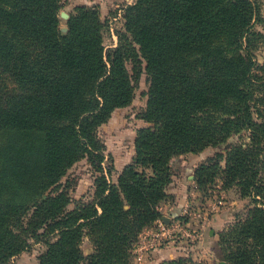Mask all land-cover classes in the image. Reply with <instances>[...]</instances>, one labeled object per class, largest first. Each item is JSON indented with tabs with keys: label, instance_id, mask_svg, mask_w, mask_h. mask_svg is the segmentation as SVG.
Instances as JSON below:
<instances>
[{
	"label": "trees",
	"instance_id": "16d2710c",
	"mask_svg": "<svg viewBox=\"0 0 264 264\" xmlns=\"http://www.w3.org/2000/svg\"><path fill=\"white\" fill-rule=\"evenodd\" d=\"M261 3L136 0L125 16L129 36L107 49L96 9L77 5L63 33L62 0H0V264L30 239L45 245L39 264H132L140 233L172 197L174 171L186 165L180 156L235 135L194 180L201 188L221 175L225 190L250 199L219 233L220 264H264V93L254 88L264 79L254 75L260 58L249 38L264 40L253 30L264 23ZM129 61L137 73L145 62L150 77L140 114L147 125L112 181L99 128L134 99ZM83 158L100 173L94 196L67 210L68 193L53 191Z\"/></svg>",
	"mask_w": 264,
	"mask_h": 264
},
{
	"label": "rangeland",
	"instance_id": "374dc122",
	"mask_svg": "<svg viewBox=\"0 0 264 264\" xmlns=\"http://www.w3.org/2000/svg\"><path fill=\"white\" fill-rule=\"evenodd\" d=\"M135 1L62 0V6L59 11L60 30L66 33L68 31L67 22L71 14L75 12L76 6L85 5L88 8L96 9L100 13L101 20L105 23L103 35L106 48L116 47L120 43L122 35L129 36V32L126 29L125 16L127 7L134 4ZM258 1L264 3V0ZM263 3H261V12L264 17ZM253 30L264 32V23L256 24ZM249 38L251 39L250 43L254 52L260 58L258 64L253 68L254 75L258 79H264V40L254 33H250ZM127 66L134 80V99L129 106L116 110L110 120L99 128V134L106 143L107 159L104 165L106 167L114 166V170L109 176L112 181L117 180L119 168L130 162L135 153L134 138L137 130L147 125L140 117V114L146 109L147 92L150 88V77L145 68L146 63L143 62L139 73L134 72L133 62L129 61ZM6 82L11 87L12 84H10L9 80H5L4 83L6 84ZM12 87L15 88L14 85ZM254 88L258 96L264 93V85H261V81L259 84H255ZM3 138L0 134V143L4 142L5 138ZM238 141V135H235L224 144L207 147L202 153L197 154L196 157H191L192 159H187L186 157L182 159L186 160L188 168H192L191 174L194 175L202 161L207 160L211 156L215 157L218 153L225 154L226 150ZM222 165H224V160ZM99 175L100 173L93 167L88 158H83L67 170L58 183L59 187L56 185L53 193L65 190L71 199L67 210H72L82 202H88L93 199L96 179ZM220 176H217L212 183H207L201 188L194 178H191L192 184L189 186L190 201L183 213L184 221H188L191 218L197 221L202 218L204 220L212 219V217L224 213L228 221L227 224L230 226L238 218H242L246 214L250 207V199L241 197L235 187L225 190L222 187L223 182ZM185 178L188 179L187 175H185ZM30 242L28 249L11 258L10 264H39V256L45 251V245L33 239H30ZM89 248L88 240L85 238L83 250L87 252Z\"/></svg>",
	"mask_w": 264,
	"mask_h": 264
},
{
	"label": "crops",
	"instance_id": "0c3cea01",
	"mask_svg": "<svg viewBox=\"0 0 264 264\" xmlns=\"http://www.w3.org/2000/svg\"><path fill=\"white\" fill-rule=\"evenodd\" d=\"M118 109L121 108H117L116 110ZM200 153H187L180 157L181 159L185 157L187 159H192L191 157H196V155ZM128 163L119 168L118 175ZM185 164L183 169L174 171L173 181L171 183L173 187L171 193L172 197L163 201L158 208L162 214L161 218L169 226L178 224L183 234L176 235V238L166 242L164 246L154 247L145 251L142 250L139 254H136V245L143 239L142 237L144 234L152 227L156 226L157 219L153 225L145 228L140 233L138 242L132 249V264H160L165 259H176L179 257H190L194 261H199L203 264H220L223 262L220 259L218 240L219 233L228 226L225 214L222 213L216 217H212V219L204 220L202 218L199 221L193 220V218L184 221V219L181 218L184 215L185 207L190 201L189 195L191 193H189V186L192 184L191 176L193 175L191 174L192 168H188L187 162H185ZM185 175H187L188 179L185 178ZM187 233L191 234L192 237H189Z\"/></svg>",
	"mask_w": 264,
	"mask_h": 264
},
{
	"label": "built area",
	"instance_id": "2783aa9c",
	"mask_svg": "<svg viewBox=\"0 0 264 264\" xmlns=\"http://www.w3.org/2000/svg\"><path fill=\"white\" fill-rule=\"evenodd\" d=\"M183 234L178 224L169 226L162 218L156 221V226L152 227L136 245L135 252L139 254L142 250H149L154 247H159L166 242L172 241L176 235ZM189 237L191 234L187 233Z\"/></svg>",
	"mask_w": 264,
	"mask_h": 264
},
{
	"label": "water",
	"instance_id": "95a60500",
	"mask_svg": "<svg viewBox=\"0 0 264 264\" xmlns=\"http://www.w3.org/2000/svg\"><path fill=\"white\" fill-rule=\"evenodd\" d=\"M191 178H194V175H192Z\"/></svg>",
	"mask_w": 264,
	"mask_h": 264
}]
</instances>
